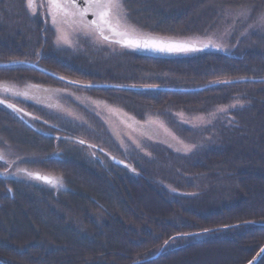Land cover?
<instances>
[{
    "label": "trees",
    "instance_id": "1",
    "mask_svg": "<svg viewBox=\"0 0 264 264\" xmlns=\"http://www.w3.org/2000/svg\"><path fill=\"white\" fill-rule=\"evenodd\" d=\"M126 1L134 21L143 29L172 38L198 36L207 30L209 33L210 26L219 20L220 8L244 6L257 12L264 9V0ZM18 3L0 0V81L34 78L33 67L4 64L38 60L46 70L80 81L84 84L80 88L104 93L105 97H99L111 102L109 105L121 103L130 111L157 109L159 115L155 119H160V115L170 118L172 113L180 112L210 115L216 108L237 101L243 106L237 104L214 115L205 132L199 133L203 138H212L213 145L199 151H181L193 154L170 163L175 169L171 179L163 168L158 172L164 174L154 173L153 168H158L151 161H147L148 170L142 168L141 158L126 161L128 168L104 161L105 157L100 158L99 153L90 152L89 146L94 143L86 138V132L100 129L61 120L66 129L90 145L76 142L79 144L76 148L71 146L74 140L57 141L44 136L30 145L38 165L42 164L48 174L63 176V187L56 188L32 177H22L20 181L0 177V261L6 264L248 263L264 245V23H254L242 33L246 23L235 24L227 49L210 46L207 50L166 56L124 49L116 54L119 60L116 66L118 62L121 65L118 69L97 63L89 65L86 57L82 59L71 52L73 65L68 64L70 54L56 52L50 38L41 39L43 34L39 29L27 22L20 28H12L18 20L13 5L18 6V16H23L22 19L25 16L32 25H42L40 18L33 20L26 15L24 0ZM64 69L69 74L63 73ZM38 79L41 81L42 77ZM224 80L231 82L214 83ZM87 84L92 86L85 87ZM102 110L107 116L108 110ZM103 124L105 131L107 122ZM0 128L14 147L25 150V125L17 119L5 122L1 117ZM105 138L113 142L109 136ZM153 141L161 146L167 143L160 137ZM97 143L107 151L106 143L101 140ZM57 149L61 154H56ZM181 152L171 150L169 154ZM139 173L142 175L133 176ZM178 173L191 175L192 179L178 183L172 179ZM156 178L159 183L155 182ZM209 178L216 179L215 184L220 188L215 190ZM162 183L175 187L167 190ZM196 232L201 233L175 236L161 255L145 260L158 253L174 235ZM229 248L238 254L219 262L209 261L214 253ZM257 264H264V256Z\"/></svg>",
    "mask_w": 264,
    "mask_h": 264
},
{
    "label": "rangeland",
    "instance_id": "2",
    "mask_svg": "<svg viewBox=\"0 0 264 264\" xmlns=\"http://www.w3.org/2000/svg\"><path fill=\"white\" fill-rule=\"evenodd\" d=\"M17 1V5L18 0ZM125 7L129 13V22L136 27V29L139 30V32L143 34H149L152 37H160L163 39H173L171 36L164 37L159 34H154L150 31H147L143 29L138 23L134 21V18L132 17L131 13L129 12L127 6V1L124 0ZM42 3H45V8L42 5ZM27 5V4H26ZM33 8L36 10V16L41 19L42 25H32V23L28 22L24 16H18V6L13 5L16 10V17H18V20H16L13 24L12 28H20L24 23H29L34 29H39L41 33L43 34L42 38L44 41L50 38L52 40V48L56 52H61L62 54H70L71 60L67 59V63L73 65V58L71 56V53L75 55L76 57H86L87 63L94 64L97 63V65H102L104 67H119L121 66L118 62V66H116L117 59L116 54L121 53L124 49L127 51L132 52V49H129L126 46H122L118 43H108V42H102L97 39H95L93 36H84L82 34H78L76 38L73 39V44H56L55 38H56V31L55 26L51 24L50 17L48 16L47 12V0H35L33 4ZM10 6V5H9ZM28 16H30L33 19V15L30 14L29 11H27ZM219 20L216 21L215 24L210 26V31L208 33L200 34L198 36H187V37H180V40L184 41H191V42H197L199 44H207L209 40H211L214 44L220 45V47H223L224 49L229 48V38H231V35L234 33V27L235 24L239 22H245L247 26H245V31L242 29V32H246V30L249 27H252L254 23L263 24L264 20L261 18H264V9L261 12H257L252 7H244L240 6V8H220V14ZM88 17V16H87ZM36 18V17H35ZM20 19V21H19ZM88 19V18H87ZM89 20V19H88ZM2 24L0 23V30H1ZM206 30V29H205ZM35 35H31L30 37H34ZM23 37V36H22ZM21 38V37H20ZM182 38V39H181ZM41 39L38 41L41 42ZM71 52V53H70ZM40 60V59H39ZM36 62V63H35ZM34 65L32 66L35 70H38L42 72L43 67L41 66L40 62L34 61ZM7 65V63H6ZM26 65V64H25ZM121 69V67H120ZM126 69V68H125ZM124 69V70H125ZM63 73L69 74L65 69L62 70ZM11 76L10 74H7ZM124 75V73H123ZM60 76V75H59ZM56 77V76H55ZM61 77H64L61 75ZM57 78V77H56ZM66 78V77H64ZM68 79V78H66ZM57 88V99L55 100L53 94L49 92H37L42 97H49L48 106L51 111L58 112L60 116V121L64 118H67L68 120L75 121L77 125L83 126L84 124L91 126L92 128L100 129V130H94V132H86V138L89 139V141H92L94 144L89 146L90 152H97L100 154L101 157H106L107 151H115L118 152L119 155H121L124 159L122 161L128 162L132 158L139 160V165L142 168H147V161L153 162L154 166L158 168V170L154 173H160L158 172L160 168H163L165 173L168 174L169 179L172 175V172L175 171L174 168H171L170 163L174 161H181L183 158H190L193 154L192 153H182L184 152V145H189L192 149H196L199 151V149L208 148L212 146L211 140L209 136L206 138H203L199 136V133L205 132L206 127L210 125L212 118L214 115L217 114L219 108H216L217 111L215 113H208L210 115L201 113V114H191L188 115L184 112L180 113H172V117L167 118L164 115H160V119H155L154 116L159 115V111L157 109H145V108H137L135 110H129L121 103H114L112 105L111 102L107 103L105 100H102L99 96L101 95L102 98L105 97L104 93L97 90L89 91L87 89H84V87H79L76 84L68 83L65 81L60 80V78L55 79ZM72 80V79H69ZM10 81L11 86L15 85L17 90L23 91V88H28L30 91H35L36 88H34V78L31 76H28L27 79H25V82H20L18 80H8ZM73 81V80H72ZM27 86V87H24ZM33 86V87H29ZM85 96L89 98L90 105L83 104L85 101ZM9 101H12L15 103V97H8ZM18 100V99H17ZM50 105H59L60 107H54ZM5 106V105H4ZM121 106V107H120ZM120 107V108H119ZM108 110L107 116L104 110ZM214 110V109H213ZM212 110V111H213ZM83 111H87V114H83ZM138 114H134V112ZM2 113L0 112V115ZM161 114V113H160ZM7 115H4V121H8ZM107 122L105 131L102 128L104 127L103 122ZM169 130H171L169 132ZM3 130L0 128V139L2 138ZM160 134V135H159ZM4 135V134H3ZM8 136V135H7ZM106 136H109L113 142L116 144H113V142H109L107 140H103ZM152 137L150 140H146L145 138ZM162 138L164 140V143H166V146L157 145L154 143L153 140L156 138ZM9 139H11L8 136ZM107 139V138H105ZM6 140V136H5ZM101 140L102 143H106L108 145L107 151H105L103 148H101V144H98L97 141ZM183 142V144L181 143ZM213 141V140H212ZM10 142L8 141L6 145H8ZM97 143V144H95ZM131 143V145L129 144ZM170 144V145H169ZM104 147V146H103ZM3 150H6L5 148ZM171 150L179 151L181 154H169ZM19 157H22L23 151L20 149ZM64 153L62 152V155ZM169 154V155H167ZM185 156V157H184ZM18 157V158H19ZM16 159V158H15ZM112 161V160H110ZM23 162H26L25 159H23ZM22 162V163H23ZM126 162V163H127ZM27 164V163H26ZM116 166H120L119 164H115ZM24 166V165H22ZM122 167V166H121ZM21 169V168H20ZM29 171H37V172H43L45 174H48L46 170H44L42 167H30L25 168ZM178 170V169H177ZM125 171V170H124ZM127 171V170H126ZM11 174L13 172L16 173L17 177H24L28 178L24 173H17V169H11L9 173ZM129 172V171H127ZM181 172V171H180ZM2 175L5 176L6 179H8L9 175H5L4 171H0ZM132 173V172H131ZM164 174V173H163ZM142 175V173L139 174H133V176L139 177ZM124 178H126V174L122 175ZM177 179L178 183L179 180H188L192 179L191 175H181L178 173V177L172 178ZM207 179V178H206ZM216 180V179H215ZM215 180L209 178V181L211 183L215 184ZM155 181V180H154ZM157 183H159L158 179L156 178ZM173 181H170V183ZM191 182V181H189ZM193 183V182H191ZM163 184V183H162ZM164 189L175 187L174 184H163ZM83 186V185H82ZM194 186V185H193ZM192 186V187H193ZM215 186V187H214ZM213 187L215 190L220 188L219 184H215ZM168 190V189H167ZM170 245V244H169ZM168 246V245H167ZM166 248V247H165ZM257 253V252H256ZM238 254L234 251V249H227L222 250L221 252L214 253L213 256H210L208 259L209 261H221L225 258L229 257H235V255ZM203 257H201L202 259ZM206 259V258H205Z\"/></svg>",
    "mask_w": 264,
    "mask_h": 264
},
{
    "label": "snow or ice",
    "instance_id": "3",
    "mask_svg": "<svg viewBox=\"0 0 264 264\" xmlns=\"http://www.w3.org/2000/svg\"><path fill=\"white\" fill-rule=\"evenodd\" d=\"M35 0H27V7L30 14L35 16L36 10L33 8ZM85 0H47V12L50 17L51 24L55 26L57 33L55 38L56 44H73V39L78 34L84 36H93L95 39L108 42L118 43L134 48H151L158 51L165 52H189L199 50L192 43L165 41L163 38L152 37L149 34L139 32L134 25L129 22V13L125 7L124 0H86L87 6L80 7V3ZM88 13H92L95 17L88 20ZM264 20V18H261ZM207 46L220 47L214 44L211 40L208 41ZM23 63V61H20ZM64 77H62L63 79ZM246 79V78H245ZM229 80L215 81L214 83H230ZM70 83H81L80 81H70ZM91 84L85 87H91ZM33 87V86H29ZM11 93L13 96H22L25 98H32L28 90H17L15 85L8 86L5 82L0 81V94ZM0 104H5L6 107L13 109L18 113H24V109L18 108L16 104L8 103L5 99H0ZM237 104L242 105V102L237 101L227 107H221L218 111H227L228 108L236 107ZM60 107L59 105H50ZM32 115L31 113H25ZM47 123V122H45ZM79 143H85L80 140ZM183 144V142L181 141ZM192 146L184 145V151H189ZM0 160H7L6 155L0 152ZM135 171V169H133ZM17 173H24L29 177L44 181L51 184L53 187L60 188L64 186L63 176H56L52 174H41L40 172L29 171L28 169H17ZM7 174V169H5ZM251 223H254L251 222ZM224 227H233L232 225H224ZM204 231H212V229H204ZM178 235H192L191 233H180ZM175 239V237H172ZM167 243V241H165ZM264 251V250H262Z\"/></svg>",
    "mask_w": 264,
    "mask_h": 264
},
{
    "label": "flooded vegetation",
    "instance_id": "4",
    "mask_svg": "<svg viewBox=\"0 0 264 264\" xmlns=\"http://www.w3.org/2000/svg\"><path fill=\"white\" fill-rule=\"evenodd\" d=\"M24 2H25V6H27L26 5L27 0H24ZM42 5L45 8V3H42ZM27 9L30 12L28 7H27ZM35 17L38 18L35 15L33 17V20H35ZM33 72H36L33 74V76H34V82H33L34 85L33 86H34V88H36V90L33 92V91H30V89H28V88L27 89L23 88L24 90L29 91L30 96L32 98H25L22 96H14L15 97V103H14V102L8 100V97L13 96L11 93L0 94V99H5V100H7L8 103L16 104L18 108L24 109V113H18L16 111H13V109L4 106V104H0V112L2 113L0 115V118L1 117L4 118V115H7L6 117L9 118L8 122H11L12 120H15V119L19 120L23 125L26 126L25 131L27 132L26 136L24 138V141H23V143H24L23 149H25V150H22L23 151L22 157H19L20 148L18 149L17 147H14L12 145V143L10 142V140H7V138L5 140V136L3 135V133L1 136L2 138L0 139V152H3L7 157V160H0V171L2 170L5 172V169H7V174H5V173L4 174L9 175L8 179H12V180L16 179V180L20 181L22 179H21V177L20 178L17 177L15 172H13L12 174H11V172L9 173V171L11 169H20V168L25 169V168H30V167H41L42 166V164L38 165L36 163V158L33 157L34 153L32 152V147L30 146L31 144H34L37 141H39L41 139L40 136L50 137V138L52 137L53 139H56L57 141H62V140L72 141V140H74L75 142H73L71 146L76 147V148L79 146V144H81V143H79V141L82 140L81 138L78 137L77 134L66 129L62 125V123H60L61 122L60 121L61 115L56 111H51L49 106H48V104L50 103V102L48 103L49 97H51L52 94H53L55 100L57 99V91L56 90H57L58 86L56 85V80H55L57 78L52 74L54 72H52L49 69L46 70V72H43V71L40 72L38 70H35ZM43 75H45V76L43 77ZM39 76L42 77L41 81H39V79L37 80V78ZM64 79H66V78H64ZM9 80H11V79H9ZM66 80H69V79H66ZM62 81H65V80H62ZM73 81H75V80H73ZM3 82H5L8 86H11V84H10V82H8V80L5 79ZM20 82H25V80L20 81ZM65 82H67V81H65ZM24 87H27V86H24ZM37 92H42V93H45V92L49 93L50 92L51 95L48 98L46 96L42 97ZM83 104H86L87 106L90 105V100L88 97L85 96V101L83 102ZM25 113H31L32 115H27ZM63 120H68V119L63 117ZM45 122H47V123H45ZM8 141L10 143L8 145H6V143ZM76 142L79 144H77ZM84 145L89 146L90 144H88L87 141H85ZM4 148L6 150H3ZM56 154H61V150L57 149ZM106 154L107 155H106L104 161L112 160L111 156H114L115 158L123 159L118 153L116 154V153H113L111 151H109V152L107 151ZM61 158H63V156ZM100 158H103V157H100ZM23 159H25L26 162H23ZM22 165H24V166H22Z\"/></svg>",
    "mask_w": 264,
    "mask_h": 264
},
{
    "label": "water",
    "instance_id": "5",
    "mask_svg": "<svg viewBox=\"0 0 264 264\" xmlns=\"http://www.w3.org/2000/svg\"><path fill=\"white\" fill-rule=\"evenodd\" d=\"M78 2H79V0H78ZM87 6V2H86V0H85V2L84 3H80V7L81 8H84V7H86ZM89 20H92V19H94L95 17L92 15V13H88V17H87ZM158 38H160V37H158ZM166 42L167 41H169V40H172V41H177V42H187V41H184V40H180V39H177V40H173V39H168V38H166V39H164ZM189 43H192L195 47H197L199 50H207V49H209V46H207V47H205L204 45L205 44H199V43H197V42H191V41H188ZM122 46H126V45H122ZM126 47H128V48H130V49H136V50H138V51H142V52H149V53H151V54H161V55H177V54H185V53H188V52H165V51H158V50H154V49H151V48H134V47H129V46H126ZM199 50H197V51H199ZM189 52H195V51H189ZM27 63V62H26ZM26 63H20V61H15V62H11V63H7V65H15V64H26ZM4 65H6V63L4 64ZM54 76H56L58 79L60 78L61 80H65V81H67L68 83H70V81L69 80H66V79H62V77L61 76H57V75H55V74H53ZM73 84H76V83H73ZM76 85H84V84H76ZM115 87H118V88H125V86L124 87H121V86H116V85H114ZM114 86H112V87H114ZM131 88V87H130ZM84 144V143H83ZM112 161L115 163V164H119L120 166H122V167H126V168H128V166H130L129 165V163H126V162H124V161H122L121 159H119V158H115V157H112ZM41 173V172H40ZM41 174H45V173H41ZM1 176H3L1 173H0V177ZM39 181H41V180H39ZM41 182H44V181H41ZM45 183V182H44ZM46 184H48V183H46ZM213 230H217V229H213ZM206 232V231H205ZM197 233H201V232H196V233H191L192 235L191 236H194V235H196ZM175 236H183V235H178V234H176V235H174V237ZM185 236H190V235H185ZM172 240V238L171 239H169L168 241H167V243H164V246L161 248V250L158 252V253H156L153 257H157V256H159V255H161L163 252H164V250L166 249L165 247H167V245L169 244V242ZM262 250H264V245L261 247V249H259L258 250V252L255 254V256L253 257V258H251V260L248 262V263H246V264H257L258 262H259V260L262 258V256H263V254H264V251H262ZM133 264H135V262L133 263Z\"/></svg>",
    "mask_w": 264,
    "mask_h": 264
},
{
    "label": "bare ground",
    "instance_id": "6",
    "mask_svg": "<svg viewBox=\"0 0 264 264\" xmlns=\"http://www.w3.org/2000/svg\"><path fill=\"white\" fill-rule=\"evenodd\" d=\"M177 39H179V38H173V40H177ZM209 47H210V46H209ZM185 54H187V53H185ZM163 246H164V245H163ZM255 254H256V253H255ZM255 254H254V256H255ZM154 255H155V254H154ZM154 255H153V256H154ZM263 256H264V255H263ZM263 256H262V257H263ZM157 257H158V256H157ZM157 257H150V258H147V259H145V260H152V259L157 258ZM261 259H262V258H261ZM261 259H260V260H261ZM260 260H259V261H260ZM0 262L3 263V261H0ZM3 264H6V263H3Z\"/></svg>",
    "mask_w": 264,
    "mask_h": 264
}]
</instances>
